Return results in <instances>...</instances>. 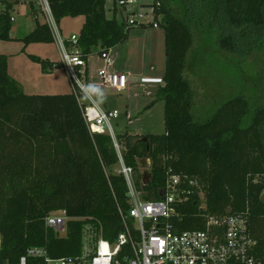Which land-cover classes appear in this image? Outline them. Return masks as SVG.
I'll use <instances>...</instances> for the list:
<instances>
[{
  "label": "trees",
  "instance_id": "trees-1",
  "mask_svg": "<svg viewBox=\"0 0 264 264\" xmlns=\"http://www.w3.org/2000/svg\"><path fill=\"white\" fill-rule=\"evenodd\" d=\"M20 1L2 3L1 41H11L10 14ZM106 1L48 0L56 25L65 17L84 18L76 35V47L83 56L93 54L94 48L98 53L113 49L127 36L124 22L118 23L114 15L106 18ZM183 1L190 5L183 13L166 5V0H152L150 6L154 21L164 31L163 86L157 96L164 102L165 132L140 137L125 133L116 140L123 148L124 163L134 171L143 200L160 199L169 169L197 183L199 189L187 186L191 191L188 200L174 205L175 215L169 222L177 231L202 230L207 217L241 216L255 241L252 256L262 259L264 102L253 107L235 97L209 119L198 122L192 114V89L184 71L193 44L191 19L207 15L223 25L228 34L219 36L222 50L236 53L246 46V38L253 50L258 32L264 30V0ZM112 11H117L116 0ZM34 18V29L18 40L23 52L31 44L54 42L48 25ZM27 57L41 66L42 73H50L56 65ZM146 160L150 183L143 185L140 164ZM117 166L111 137L89 132L71 91L23 93L8 73L7 57L0 55V264H16L30 247H45L52 258L77 255L81 223L67 222L60 235L44 225L53 212L95 217L104 226V237H115L122 229L117 206L124 212L129 208L127 187L115 172Z\"/></svg>",
  "mask_w": 264,
  "mask_h": 264
},
{
  "label": "rangeland",
  "instance_id": "rangeland-1",
  "mask_svg": "<svg viewBox=\"0 0 264 264\" xmlns=\"http://www.w3.org/2000/svg\"><path fill=\"white\" fill-rule=\"evenodd\" d=\"M3 2L13 3L15 0H0V11L4 9ZM139 3L149 6L152 0H133V3L123 8L119 7L116 0L115 18L118 23L124 22L125 25L127 23L128 32L125 40L112 49V54L118 63L128 66L131 78L130 80L128 78L126 91L120 94L107 91L106 100L101 105L105 110L118 113L117 118L111 121L115 137L125 133L140 137L163 135L165 132L164 102L157 96L158 89L163 84L164 31L149 15V8L139 9V13L145 15L142 20L137 15L130 14L132 8ZM166 5L175 9L176 12L181 10L182 13L184 8L190 6L183 0H166ZM112 8L113 0H107L105 2L107 19L113 17ZM10 15L13 18L11 41L0 40V55L8 59V73L13 78L15 76L22 79L24 75L30 78V90L26 88L27 86L24 89L27 95L69 93L71 89L65 72L58 68L53 75L42 73L41 66L27 57L24 53L25 49L24 52L22 51V43L18 41L34 29L35 15L39 23L45 22V17L37 8L36 0H21L14 6ZM129 21L137 23L130 24ZM83 22V17L63 18L56 26L61 39L68 40L71 35H77ZM140 22L145 26L141 27ZM152 23L157 24L158 28H153ZM218 23V21H212L207 15H198V18L190 21L193 44L187 52L184 77L189 81L192 89V114L198 122L209 119L226 102L235 97L243 98L253 107L264 102V30L258 32L255 49H250L251 45L249 46V40L246 38V46L233 53L219 47V36L228 33L223 25ZM31 46L33 47L30 49V55L38 58H40L39 55H45L59 60V52L54 42ZM92 52L93 60H95L98 49L94 48ZM92 63L95 62L92 61ZM97 65L100 66L101 62ZM37 67L43 75L41 80L36 77ZM142 75H158L161 78H158L156 82H148L145 78L141 79ZM18 78L14 79L18 81ZM117 142L121 146L119 140ZM149 169L150 163L148 167L142 168L143 171H149ZM199 200L201 201L200 198Z\"/></svg>",
  "mask_w": 264,
  "mask_h": 264
},
{
  "label": "built area",
  "instance_id": "built-area-1",
  "mask_svg": "<svg viewBox=\"0 0 264 264\" xmlns=\"http://www.w3.org/2000/svg\"><path fill=\"white\" fill-rule=\"evenodd\" d=\"M123 8L133 0H118ZM37 8L45 17L59 52V67L65 72L70 91L75 97L83 120L90 133L108 134L118 159L115 170L121 175L127 187L128 210L117 206L121 230L112 239L104 237L102 222L91 216L68 217L64 211L49 214L44 225L60 235H64L66 223H81L80 251L75 256L52 258L45 247H30L19 257L16 264H264V258L255 260L252 252L255 241L251 238L247 220L241 216L207 217L202 230L177 231L169 222L175 215L174 205L189 199L188 187L199 189L194 181L166 172L163 200L145 201L135 185L134 171L123 160V150L113 134L111 121L116 119V111H108L100 106L78 100L79 83H95L100 88L120 94L127 89V76L114 70L112 49L96 53L100 66L88 64L92 54L83 56L76 47V35L62 40L52 17L48 0H36ZM159 6V4H157ZM140 20L145 15L133 13ZM149 15L154 17L153 8ZM154 19V18H153ZM134 24L136 21H129ZM142 22L139 23L141 26ZM148 24V23H147ZM153 28L158 25L152 23ZM54 66V68H56ZM94 72V73H93ZM94 74V75H93ZM100 131H95V128ZM200 207H204L202 192H199Z\"/></svg>",
  "mask_w": 264,
  "mask_h": 264
},
{
  "label": "crops",
  "instance_id": "crops-1",
  "mask_svg": "<svg viewBox=\"0 0 264 264\" xmlns=\"http://www.w3.org/2000/svg\"><path fill=\"white\" fill-rule=\"evenodd\" d=\"M150 6L151 5H149V6H147L145 3H139L137 6H134L133 8H132V10L130 11V14H132L133 15V13H139L140 12V8H146V9H150ZM113 12V11H112ZM116 12L117 11H115V14H113L114 16L116 15ZM127 19V18H126ZM126 26H127V23H126ZM72 36V35H71ZM31 45H33V44H31ZM31 45H28L27 47H25V54L26 55H30L29 54V52H30V49H31V47H33V46H31ZM44 49V48H43ZM45 54V53H44ZM40 56V58L41 59H43V60H47L48 62H50V63H55L56 65H54L55 67L56 66H58V64H59V60H55V59H52V58H48V57H46L45 55H39ZM94 59V58H93ZM92 58L91 59H89L88 60V64H91V65H93V66H99V65H97V63H98V61L95 59V60H93ZM92 61H94L95 63H92ZM114 70H116V71H118V72H120L121 74H125L126 76H127V80H128V78H129V80H130V78H131V76H130V70H129V68H128V66H125V65H122L121 63H118L117 62V60L115 59V56H114ZM59 67H56V68H54L53 67V69H52V71L50 72L52 75L54 74V72H56V69H58ZM152 70V69H151ZM53 72V73H52ZM51 74H49V75H51ZM10 75V74H9ZM49 75H44V76H46V77H49ZM10 77L11 78H13L11 75H10ZM22 77V76H21ZM36 77H37V79L38 80H41L42 78H43V75H42V73H40L39 72V70H38V67L36 68ZM67 77V76H66ZM14 78H18V77H15L14 76ZM13 78V79H14ZM45 78V77H44ZM146 79L145 81H148V82H156V80H159L158 78H161V76H159L158 77V75H142L141 76V79ZM15 80V79H14ZM16 81V80H15ZM36 81V80H35ZM18 84L20 85V87H21V90L23 91V93H25L24 92V89H25V87L26 88H28V90H30V78L28 77V78H26L25 77V75L23 76V78L22 79H19L18 78ZM33 83V82H32ZM28 84V85H27ZM162 86H163V84H162ZM50 88H52V86H50ZM148 160H146L145 162H143V164L142 165H144V164H146V167H148V165H149V162H147ZM141 165V164H140Z\"/></svg>",
  "mask_w": 264,
  "mask_h": 264
},
{
  "label": "clouds",
  "instance_id": "clouds-1",
  "mask_svg": "<svg viewBox=\"0 0 264 264\" xmlns=\"http://www.w3.org/2000/svg\"><path fill=\"white\" fill-rule=\"evenodd\" d=\"M79 87L78 100L86 101L92 104L97 110L100 109V106L106 100V93L104 89L100 88L95 83H79L77 81Z\"/></svg>",
  "mask_w": 264,
  "mask_h": 264
},
{
  "label": "water",
  "instance_id": "water-1",
  "mask_svg": "<svg viewBox=\"0 0 264 264\" xmlns=\"http://www.w3.org/2000/svg\"><path fill=\"white\" fill-rule=\"evenodd\" d=\"M146 167V164L144 165H140V168H145ZM141 182L143 185H148L150 183V174H149V171H143L141 172ZM163 193L161 192L160 193V199L163 200Z\"/></svg>",
  "mask_w": 264,
  "mask_h": 264
},
{
  "label": "bare ground",
  "instance_id": "bare-ground-1",
  "mask_svg": "<svg viewBox=\"0 0 264 264\" xmlns=\"http://www.w3.org/2000/svg\"><path fill=\"white\" fill-rule=\"evenodd\" d=\"M95 128V127H94ZM95 130H98V131H100V129H97V128H95Z\"/></svg>",
  "mask_w": 264,
  "mask_h": 264
}]
</instances>
